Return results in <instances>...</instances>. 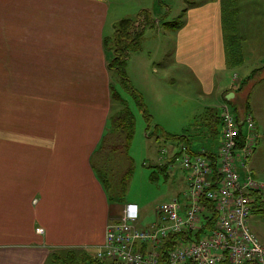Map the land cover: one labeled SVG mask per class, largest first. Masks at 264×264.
Listing matches in <instances>:
<instances>
[{"label": "crops", "instance_id": "obj_1", "mask_svg": "<svg viewBox=\"0 0 264 264\" xmlns=\"http://www.w3.org/2000/svg\"><path fill=\"white\" fill-rule=\"evenodd\" d=\"M229 1L245 12V35L264 34V25H250L264 21V0ZM217 6L206 13L214 16L212 45L222 44ZM111 9V0H0V264H47L56 248L95 251L105 243L110 219L121 212L123 204H110L92 164L112 114L111 49L104 41L125 18L113 17ZM196 16L191 12L192 24ZM181 39L180 61L200 74L201 60L190 56L187 44L182 48ZM153 49L151 54H164ZM140 51L130 55L127 69L145 98L139 80L150 83L147 77L159 73L162 59L154 54L147 60ZM218 51L204 65L206 94L216 90V75L227 64L225 50ZM257 72H264V63L240 86ZM226 90L237 101L235 89ZM212 108L206 111L209 123L216 121ZM252 174L263 182L257 177L262 174Z\"/></svg>", "mask_w": 264, "mask_h": 264}, {"label": "rangeland", "instance_id": "obj_2", "mask_svg": "<svg viewBox=\"0 0 264 264\" xmlns=\"http://www.w3.org/2000/svg\"><path fill=\"white\" fill-rule=\"evenodd\" d=\"M162 1L163 6L158 0L156 4L154 0H111L113 17L124 15L122 17L135 18L147 6L151 7L149 9L154 10L158 17L163 15L161 22L146 31L143 51H140L147 60H151L154 56V52L151 54L153 48L164 53L155 54L161 57L162 66L158 67L159 73L156 76L151 73L147 77L150 83L139 80L145 98L141 92L139 93L147 113L151 115L150 121L143 113L139 97L122 86L116 73L113 72L112 75L113 85L127 100L136 117L135 133L130 147L134 170L123 202H135L139 205L140 216L137 226L140 228H148L158 221V209L163 203L185 196L188 188V172L179 161L172 159L171 152L180 151L182 145L188 146L192 154L206 153L209 148L215 151L221 146L223 124L218 109L223 103H232L238 109V113L254 114L255 128L251 129L247 122L240 126L244 133L251 131L250 139L254 141L249 155L243 158L247 167H241L254 171L255 175L264 176V72L251 75L243 81L244 85L240 86L241 80L250 70L260 62L264 63V34L245 35L244 29H248L249 23L244 24L245 12L237 1L233 5L228 0ZM235 3L237 9L231 13ZM217 4L222 11L217 18L222 28V44L212 45L214 16L212 13H206L214 7L218 8ZM166 11L167 14H164ZM193 11L198 15L194 24L190 17ZM178 20L181 25L175 28L163 23ZM259 24L264 25V21L250 23V25ZM251 28L255 27L251 26ZM180 39L182 48L187 44L190 56L201 60L200 74L192 66L180 61ZM3 46V34H0V56ZM221 48L225 50L227 64L220 75H216V90L212 94H206L205 86L209 82V70L206 71L207 66L204 65L209 61V57L217 55ZM234 56L239 58L238 62L232 60ZM136 58L140 61L139 57ZM153 64L152 60L151 65ZM126 75L131 79L127 67ZM160 77L165 84L160 90L162 100L160 96L158 99L155 96ZM3 87V81H0V90ZM229 88L235 89L234 91L239 94L237 101L231 99V91L226 90ZM224 90H226L225 94H223ZM119 106L120 103L113 100L111 116L118 111ZM208 107H213V112L218 115L214 123H209L206 112ZM165 132L175 134L177 137L185 135L186 138H167ZM163 148L166 149L165 154H162ZM239 157L242 158V155ZM257 177L264 183L262 176ZM249 225L264 243V210L253 211Z\"/></svg>", "mask_w": 264, "mask_h": 264}, {"label": "built area", "instance_id": "obj_3", "mask_svg": "<svg viewBox=\"0 0 264 264\" xmlns=\"http://www.w3.org/2000/svg\"><path fill=\"white\" fill-rule=\"evenodd\" d=\"M220 114L223 140L217 152L192 154L182 145L172 156L188 172L185 196L163 203L158 221L148 228L137 226L139 205L127 202L108 223L97 259L112 264H264V243L249 225L257 197L264 198V183L241 167L254 141L251 131L244 133L240 126L247 122L253 129L255 119L248 112L238 114L231 103H223Z\"/></svg>", "mask_w": 264, "mask_h": 264}, {"label": "trees", "instance_id": "obj_4", "mask_svg": "<svg viewBox=\"0 0 264 264\" xmlns=\"http://www.w3.org/2000/svg\"><path fill=\"white\" fill-rule=\"evenodd\" d=\"M159 2L163 6V1L159 0ZM234 2L236 1H231L230 4L233 5ZM236 9L237 7H232L231 13H234ZM162 19L163 15L158 17L152 9L143 8L135 18L126 17L118 21L114 34L111 37H107L104 41L106 46H110L109 48L111 49L109 68L119 76L124 88L139 97L140 105L148 121H150L151 115L147 113L140 93L133 87L129 77L126 75V67L130 55L142 48L146 31L155 27ZM163 23L166 26L170 25L172 28L181 25L179 20L164 21ZM238 30L235 31L240 34ZM235 58L234 56L233 59ZM112 98L118 101L120 106L118 111L113 116H110V125L93 155L92 164L108 194L110 204L114 206L122 204L134 170V159L130 154V147L135 133L136 117L127 100L114 85H112ZM216 114L214 112L211 113V121L218 119ZM165 136L167 138H186L185 135L177 137L175 134L167 132H165ZM263 204L264 200L257 197L254 208L264 210ZM207 208L208 210H213V204L207 203ZM212 224V222H209L206 227L209 228ZM173 238L171 239L172 242L177 236ZM47 264H111V260L97 259L94 256V252L83 248H56L51 251Z\"/></svg>", "mask_w": 264, "mask_h": 264}]
</instances>
